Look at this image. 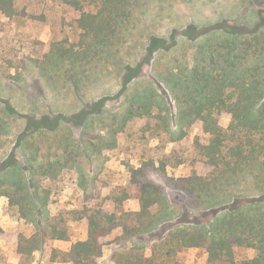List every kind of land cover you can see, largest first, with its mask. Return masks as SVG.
I'll use <instances>...</instances> for the list:
<instances>
[{"label": "trees", "instance_id": "16d2710c", "mask_svg": "<svg viewBox=\"0 0 264 264\" xmlns=\"http://www.w3.org/2000/svg\"><path fill=\"white\" fill-rule=\"evenodd\" d=\"M91 2L95 5L92 12L83 10L77 1H69L81 12L77 21L82 31L81 47L77 52H69V58L79 66L86 59L90 62L99 59L100 54L126 43L125 36L131 34L139 21L137 15L147 12L142 0ZM0 12L13 17L15 0H0ZM195 29L190 25L185 34L196 47L192 64L185 63L178 44L157 47V38L149 37L151 60L157 53L168 54L172 49H176L177 56L169 61L166 77L155 70L159 56L154 59L152 83L141 92L135 91L124 113L115 115L121 118L113 116L119 126L110 130L106 143L108 148H115L117 132L135 116H153L150 111L151 99L155 98L153 85L164 84L176 104V116L172 120L162 93L158 126L171 136L175 146L194 127L209 136L205 141L197 136L194 141L191 175L170 177L165 162L158 168L150 161L132 169L131 184L135 187L134 198L140 202V210H111L99 206L74 211L75 221L85 226L88 237L74 243L64 253V262L97 264L104 248L110 244L111 235L115 234L118 243H131V246L113 251L103 264H163L162 251L165 257L175 258L191 248L204 250L208 255L207 264H264V23L249 30L220 24L193 39L191 33ZM6 110L10 112L7 107ZM225 116L231 120L227 128L221 125ZM21 117L27 122V131L18 137L15 145L21 159L0 166V196L8 198L10 206L18 207L26 221L39 226L40 218L48 214L49 200V192H41L42 180L54 181L63 170L75 169L85 183L89 175L84 161L89 163L94 159L90 152L101 153L91 140L86 141L92 127L89 111L82 110L77 116L79 123L74 117L65 120L52 114ZM72 123L80 125L79 136H75ZM112 124L115 126L114 122ZM173 125L177 132L170 129ZM2 131L9 133L0 121V137ZM45 145L47 151L41 153ZM105 161L103 159L96 175L97 165L93 168L95 181ZM183 162L177 159L174 166ZM153 168L165 179L166 188L147 178ZM170 190L182 192L187 198L186 207L178 216L171 208ZM129 198L127 193L124 198L111 199V202L120 206ZM198 211L211 216L208 224L199 221L188 224L180 220L185 213L198 214ZM42 228V237L22 239L20 254L30 255L39 250L46 237L61 241L70 238L68 231L58 224L50 225V230L45 225ZM161 228L162 234L153 239L149 247L152 255L147 257L144 248L135 244V239ZM6 235L0 226V239ZM237 248L253 249L257 254L238 261ZM169 264L188 263L175 260Z\"/></svg>", "mask_w": 264, "mask_h": 264}, {"label": "rangeland", "instance_id": "374dc122", "mask_svg": "<svg viewBox=\"0 0 264 264\" xmlns=\"http://www.w3.org/2000/svg\"><path fill=\"white\" fill-rule=\"evenodd\" d=\"M69 1H77L85 11H95L91 0H15L13 17L8 18L0 12V121L9 131H2L0 137V166L12 163L16 158L21 159L15 145L18 137L27 131V122L22 115L39 118L52 114L65 120L74 117L79 123L81 120L77 116L82 110L89 111L92 113V127L86 141L91 140L101 154L90 152L94 159L89 163L84 161L89 175L85 183L81 182V176L75 169L63 170L54 181L42 180L41 192L48 191L49 200L47 218L41 217L39 226L26 221L18 207L10 206L9 199L0 196V226L7 234L0 239V264H69L63 261L64 253L74 243L88 237L85 226L75 221L73 212L99 206L111 210L140 209V202L134 198L131 171L146 162L154 161L155 168L161 162L167 163V174L173 178L191 175L194 141L197 136L204 141L209 136L194 127L175 146L171 136L158 126L162 93L166 96L163 103L168 106L172 120L176 116V104L164 84L153 85L155 98L150 104L153 116H135L117 132L115 148L106 146L110 130L119 126V121L113 116L122 115L135 91L141 92L152 83L154 59L159 56L155 70L166 77L169 75V61L177 56L176 49H172L168 54L157 53L151 60L150 36L157 38V47L168 48L178 44L182 47L185 63L192 64L196 47L185 38L190 25L196 27L191 33L195 39L199 33L220 24L238 25L249 30L264 23V0H142L147 12L137 15L139 21L131 34L125 36L127 42L100 54L99 59L91 62L86 59L79 66L69 58V54L81 47L82 31L77 26L81 12ZM230 122V118L225 116L221 125L227 128ZM78 123L71 124L75 136L81 132ZM170 129L178 130L174 125ZM46 147L41 153L47 151ZM103 159H106L103 170L95 181L92 179L93 168L97 165L96 175ZM177 159L184 162L174 166ZM147 178L166 188L165 179L154 168L147 173ZM127 193L130 198L120 206L111 202V199L124 198ZM169 193L171 208L178 216L186 207L187 198L179 191L170 190ZM182 217L180 220L188 224L197 221L208 224L211 220L210 215L199 211L198 214L185 213ZM53 224L68 231V241L46 237L39 250L30 255L20 254L22 239L40 238L42 227L45 225L50 230ZM161 231L162 228L135 239V244L144 248L147 257L152 255L149 248L152 240L161 235ZM126 246L130 247L131 243H118L116 235H111L110 244L104 248L103 257L97 260V264L107 262L113 251ZM256 254L253 249H236L238 261L254 258ZM160 260L163 264L175 260L207 264L208 255L202 249L191 248L183 250L175 258H168L162 251Z\"/></svg>", "mask_w": 264, "mask_h": 264}, {"label": "crops", "instance_id": "0c3cea01", "mask_svg": "<svg viewBox=\"0 0 264 264\" xmlns=\"http://www.w3.org/2000/svg\"><path fill=\"white\" fill-rule=\"evenodd\" d=\"M135 210H136V211H139L140 209L136 208ZM85 240H86V239H85Z\"/></svg>", "mask_w": 264, "mask_h": 264}, {"label": "flooded vegetation", "instance_id": "af4514ba", "mask_svg": "<svg viewBox=\"0 0 264 264\" xmlns=\"http://www.w3.org/2000/svg\"><path fill=\"white\" fill-rule=\"evenodd\" d=\"M258 11V10H257ZM257 11H253V12H257Z\"/></svg>", "mask_w": 264, "mask_h": 264}]
</instances>
